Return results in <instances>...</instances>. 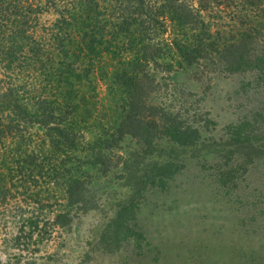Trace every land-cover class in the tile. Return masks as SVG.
<instances>
[{
    "label": "rangeland",
    "instance_id": "1",
    "mask_svg": "<svg viewBox=\"0 0 264 264\" xmlns=\"http://www.w3.org/2000/svg\"><path fill=\"white\" fill-rule=\"evenodd\" d=\"M89 1L0 0V264H264V215L258 223L244 224L241 220L253 212L247 189L258 184L257 171L264 159H256L249 166L247 189L241 185L230 193L222 186V194L218 195L214 189L218 182L212 183L213 169L218 165L213 149L228 142L226 125L264 105V89L255 83L261 69L247 63L244 71L228 72L224 66L226 56L220 57L217 51L185 62L171 48L157 59L154 69L148 70L154 75V82L145 99L161 108L167 121L196 127L197 143L177 145L157 132L145 144L142 139L146 135L124 121L128 104L124 111L121 108L132 87L119 70L133 53L118 52L113 56L103 52L88 59L84 56L89 55L87 51L80 50L81 32L77 29L83 25L77 14L84 12ZM98 1L103 7V0ZM185 1L197 7L195 0ZM232 12L234 9L228 11L221 6L199 10L213 30L223 32L220 35L224 38L230 37L228 32L242 37L245 25L240 27L236 20L232 21ZM256 18L251 17L248 22ZM58 19L67 20L60 30L63 36H69L75 65L85 69L76 88L78 95L89 91L95 95L91 112L81 111L79 117L71 118L79 122L75 129L77 147L70 148L53 145L54 136L49 130L52 123L39 120L32 99L28 107L24 105L26 98L39 95L55 103L62 98V90L57 92L55 85L44 89L45 72L37 64V58L47 52L53 55L48 45ZM251 25L253 29L244 38V50L250 60L264 52V20H251ZM170 30L169 26L159 28L157 35L160 39L171 37ZM76 33L77 39L72 38ZM72 40L77 44L72 46ZM223 42L220 39L219 43ZM6 98L22 103L29 116H12L10 109L2 111L5 102L1 101ZM143 119L140 116L138 120ZM121 121L126 125L118 129ZM257 126L258 123L251 124V128ZM121 130L124 132L120 137ZM110 135L116 139H110ZM103 137L110 140L111 147L102 143ZM57 149L67 157L58 154ZM55 154L59 155L57 161L67 158V163H63L65 172L58 181L56 177L52 181L51 173L35 165L40 161L45 167L54 163ZM98 155L105 157V166L93 161ZM132 161L138 162L141 170L154 164H172L178 171L174 176L183 182L189 181L192 167L203 164L207 168L203 170L204 177L196 178L201 181L198 186L202 191L198 192L195 185L182 196L144 189L138 196L136 218L129 220L142 233L134 236L127 229L125 241L105 248L100 244L101 233L130 196L126 181ZM70 179L77 180V186L68 197L65 189ZM237 199L247 202L239 203ZM127 210L122 213L125 218L133 211ZM30 220L36 228L29 225Z\"/></svg>",
    "mask_w": 264,
    "mask_h": 264
},
{
    "label": "trees",
    "instance_id": "2",
    "mask_svg": "<svg viewBox=\"0 0 264 264\" xmlns=\"http://www.w3.org/2000/svg\"><path fill=\"white\" fill-rule=\"evenodd\" d=\"M195 2L197 7L185 0H103L102 7L98 0H90L88 2L90 5L85 8L84 12L77 14L79 23L83 25L82 29H77V31L81 32L78 33L80 36V50L87 51L89 55L85 53L84 56H87L88 59L96 53L103 54V52L112 53L113 56H116L118 52L133 53L126 61L123 69L119 70L125 74V80L130 82L132 87L127 103L123 104L121 108L124 111L126 109L125 106L128 104L124 121L131 122L133 126H137L135 128H138V130L134 129L135 131L137 130L140 134L146 135L142 139L145 144H148L153 134L157 132L165 135L169 141H173L177 145H196L197 143L195 136L198 130L196 127H192L189 123L167 121L160 112L162 109L147 102L145 99L147 90L149 94L150 85L154 82V75L150 74L148 70L150 68L154 69L158 64L157 59L169 53L171 48L185 62H189L200 55L204 56L207 52L217 51L220 57L226 56L225 60L227 61L224 66L228 72L244 71L243 66L250 63L254 67L261 69L260 73L258 71L255 83L260 84L264 89V52L250 60L244 50V38H247V35L253 29L251 20L258 18L264 20V0H195ZM219 6L227 7L228 11L229 9H234V13L232 12L233 15L231 16L233 17L232 21L236 20L237 23H240V27H243V24L245 25L243 27L244 31L240 34L242 37H236L235 34L228 32L230 37L224 38L223 35H220V33H223L222 31L219 29L217 31L216 29L213 30L210 21H205L199 14V10L218 8ZM251 17L257 18L251 19L249 23L248 21ZM87 21L89 22L87 23ZM57 23L59 25H55L56 28L53 27L54 29L52 30L54 34L53 40L48 45V47L51 45L50 49L53 55L50 56L51 53L47 52L46 56L40 59L37 58V64L45 72L43 77L44 89L46 85L52 89L55 85L57 92L58 89L62 90V98L55 103L47 99L46 96L39 95L35 99L34 97L26 98L28 102L24 105L28 107V103L32 99V105L36 104V109L39 111V120L43 124H47L49 121L52 123L49 130L53 134H50L51 137L54 136L51 140L53 145L70 148L77 147V140L75 139L77 132L75 129L79 122L71 118L77 117L85 111L91 112L92 107L95 106L94 101H92L95 95L90 91L78 95L79 91L76 88L81 84V74L82 76L84 75L85 69L80 65H75L76 59L70 56L72 52L67 40L69 36H63L64 32L60 30L63 25L67 24V20L58 19ZM168 26L171 29L169 31L171 37L160 39L157 35L159 33L158 29H166ZM65 29H67L66 26ZM220 36L222 37L220 38ZM72 38L77 39V33ZM155 39L157 40L156 42L154 41ZM220 39H224V42L219 43ZM227 39L229 42H226ZM75 44L77 42L73 41L72 46ZM220 57L219 60L221 59ZM3 101L5 104L2 111L10 109L12 116H22V118L29 116L25 106L22 103L19 105L18 100L11 98L7 100L6 98L1 101L2 104ZM263 110L264 105L261 108L254 109L251 114L245 115L236 122L226 125L225 130L228 135V142L222 143L213 149L218 159V165L213 169L214 173H212L214 174L212 183L218 182V186L214 185L215 194H222V186H225L230 193L239 190L241 185L244 186V189L248 188L245 177L249 166L254 165L256 159L261 157L264 159ZM140 116L144 118V121L138 120ZM64 120L69 121L67 125ZM255 123H258L257 128H251V124L255 125ZM125 125L126 123L121 121L118 129ZM123 132L121 130L118 135L120 134L121 137ZM101 135H103L102 132ZM120 137L118 136V138ZM80 138L85 139L83 135ZM109 138L113 139L112 135ZM103 142L105 146L111 147L108 138L103 137ZM56 151H58V154L61 153V155L67 157L64 151L59 149ZM58 158L59 155H56V161L54 163L51 162L50 165L47 164L46 167L41 161L35 165L40 170H44L45 173H51L49 176H51L52 181H58L62 178V172H65L63 167L65 164L63 163H67V158L61 157L57 161ZM104 160L105 157L103 155H98L93 161L102 163L105 166ZM106 161L108 162L110 159H106ZM124 163H126L125 160ZM261 165L262 168L257 171L258 184H255L253 188L247 189L249 190L248 193L251 194L250 204L253 212L251 216L247 215L241 219L244 224L258 223L261 221L260 216L264 215V161L261 162ZM155 166L154 164L149 169L141 170L138 162L132 161L129 163V179L126 181V185L129 188L130 196L121 203L119 211H117L112 220H109L105 232L101 233V246L109 248L113 242L122 243L129 234L128 230H131L134 236L142 233L140 230H135L131 223L136 218L135 208L139 207L138 196L145 192L144 189L149 191L154 189L155 193L162 191L167 194L169 192L178 195L181 193L180 196L185 191H188L189 188L194 187L193 185L199 188L198 192L202 191L198 186L201 181L196 178L199 175L204 177L205 171L203 170H207V168L203 164H199L197 168L192 167L189 170V176H187L189 181L187 182H183L182 178L174 176L178 171H176L177 168L172 167V164L165 162V164ZM205 175L208 176L209 174L206 173ZM143 177L145 178L144 180ZM75 183H77L75 179L67 181L65 191L68 197L75 193L77 186H74ZM155 183L159 184L156 185ZM237 185L239 186L235 188ZM236 202L245 203L247 201L237 199ZM127 209L133 211L130 217L125 218L122 213ZM60 216V213L56 214L57 218H60ZM197 216H200V214ZM36 217L35 219H37ZM29 225L36 228V224L32 220H30ZM138 226V229H140V225ZM102 237L105 238V244Z\"/></svg>",
    "mask_w": 264,
    "mask_h": 264
}]
</instances>
